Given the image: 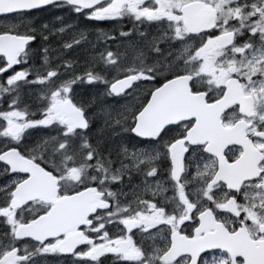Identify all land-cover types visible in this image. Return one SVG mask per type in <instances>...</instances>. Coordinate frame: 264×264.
<instances>
[{
    "label": "snow or ice",
    "instance_id": "6c2138e0",
    "mask_svg": "<svg viewBox=\"0 0 264 264\" xmlns=\"http://www.w3.org/2000/svg\"><path fill=\"white\" fill-rule=\"evenodd\" d=\"M0 264H264V0H0Z\"/></svg>",
    "mask_w": 264,
    "mask_h": 264
},
{
    "label": "rangeland",
    "instance_id": "374dc122",
    "mask_svg": "<svg viewBox=\"0 0 264 264\" xmlns=\"http://www.w3.org/2000/svg\"><path fill=\"white\" fill-rule=\"evenodd\" d=\"M82 93L83 94H87V93H89L90 91H94L93 89H91V88H89L87 85L86 86H84L83 88H82Z\"/></svg>",
    "mask_w": 264,
    "mask_h": 264
},
{
    "label": "flooded vegetation",
    "instance_id": "af4514ba",
    "mask_svg": "<svg viewBox=\"0 0 264 264\" xmlns=\"http://www.w3.org/2000/svg\"><path fill=\"white\" fill-rule=\"evenodd\" d=\"M42 16H47L48 14L47 13H42L41 14ZM105 27V30H107L108 29V27H110L109 25H105L104 26ZM39 134V133H38ZM55 261V258H53V262Z\"/></svg>",
    "mask_w": 264,
    "mask_h": 264
}]
</instances>
